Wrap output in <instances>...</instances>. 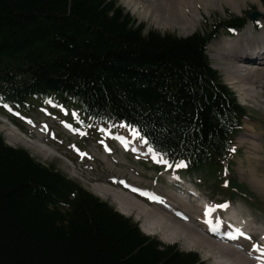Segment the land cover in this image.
<instances>
[{
  "label": "trees",
  "instance_id": "obj_1",
  "mask_svg": "<svg viewBox=\"0 0 264 264\" xmlns=\"http://www.w3.org/2000/svg\"><path fill=\"white\" fill-rule=\"evenodd\" d=\"M246 18L228 15L180 39L145 35L113 0H0V106L27 111L29 99L54 97L98 124L128 129L169 163L217 173L246 111L209 67L205 46ZM0 264L202 263L145 237L0 136Z\"/></svg>",
  "mask_w": 264,
  "mask_h": 264
},
{
  "label": "rangeland",
  "instance_id": "obj_2",
  "mask_svg": "<svg viewBox=\"0 0 264 264\" xmlns=\"http://www.w3.org/2000/svg\"><path fill=\"white\" fill-rule=\"evenodd\" d=\"M114 1L126 14L144 26V34L155 32L161 36L170 35L180 39L188 38L196 33L208 32L214 23L225 21L228 15L242 16L247 12H256L258 15L264 13L259 0L239 1V4H234L233 7L231 3L224 4L215 0L213 6L206 9L196 6L193 14L194 21L186 20V26H183V30H178L176 26L168 23L167 25L162 24L160 16H156L153 9H144V0H141V4H139L140 0ZM190 15L184 14L188 19H190ZM261 19L259 17L262 23ZM262 27L260 26V31L263 30L261 37H264V27ZM221 34L223 35L224 32H221L219 36ZM216 40L210 43L209 48L206 49L210 64L217 68L220 67L221 63H224V69L221 66L220 69L222 70L217 69V71L222 81L237 95L239 104L247 111V117L243 120L242 132L235 140L232 166L223 173V179L225 182L235 181L237 185L246 189L250 197L245 199L236 194L233 199H229L225 188L214 189L213 180L203 176V174H192L188 176V179L196 182L199 191L208 199L210 204L229 201L231 206L236 208L235 213L241 216H249L251 223L258 224L257 226L262 225L260 227L264 228V193L262 191V188L264 189V63L260 66L247 68L246 65L238 63L239 66L233 65L230 57L217 60L212 51V49L216 50V47H219V40L217 42ZM251 47L255 49L253 50ZM224 48L223 45L219 49L224 50ZM235 51L233 55L236 57ZM248 51L246 55H253L252 53H254L264 58V50L257 49V46H250ZM210 53L212 55H209ZM218 55L221 56L219 52ZM248 73L254 77L252 84L247 80L246 75ZM234 80L235 82H231ZM40 109L41 107L38 106L31 110L28 115L24 114L26 118L23 122L22 120L15 121L0 112V134L7 145L26 150L32 158L46 166L54 165L57 171L77 182L91 195L116 211L125 213V217L140 225L142 230L149 234L147 236L162 244L177 245L180 252L197 253L204 264H236L225 261L218 250L208 242L199 244L189 241L188 236L180 230L179 226H172L178 221L175 222L158 213L154 210L156 207L148 206L142 202L144 199L141 198L142 201H139L128 193L122 192L117 185L120 181H123L125 185L134 186L141 190L148 189L150 194H153V190L158 192L157 187L160 188L161 192L167 191V186L161 182V176L158 174L160 171L163 172V168L161 165L157 166L151 155L149 159L144 160L133 159L117 151H114L111 156H107L102 152L101 145L103 143L100 134L96 135L97 141L91 140L93 135L84 138L78 134L66 135L60 129L59 120L46 117ZM9 124L16 125L19 132L13 130L11 132L8 127ZM33 126H37L41 130H34L32 129ZM47 129H51L55 133V137L52 136L53 132L43 136L42 132ZM91 132L85 130L86 135L91 134ZM105 144L112 148L110 142ZM80 152H84L85 157H81ZM114 182L117 183L114 184ZM189 214L195 213L190 212ZM152 216L161 221H167L169 228L164 229L162 225L151 222L150 219L148 221L147 218ZM155 230H158L161 235L153 236ZM201 233L205 235V233ZM246 257L248 258V256ZM220 258L221 260H219ZM250 263L254 264L252 260Z\"/></svg>",
  "mask_w": 264,
  "mask_h": 264
},
{
  "label": "bare ground",
  "instance_id": "obj_3",
  "mask_svg": "<svg viewBox=\"0 0 264 264\" xmlns=\"http://www.w3.org/2000/svg\"><path fill=\"white\" fill-rule=\"evenodd\" d=\"M144 1L145 2H143V8L153 9L155 15L160 16V22L162 24L167 25L168 23L172 26H176L178 30H183V26H186V20L194 21L193 14H194V8L196 6L198 7L200 6L202 7V9L203 8L206 9L209 6H213L215 0H144ZM217 1H219L220 3H224V4L231 3V6L233 7L235 6L234 4L238 5L239 1L244 2L246 0H217ZM249 1H252V0H249ZM139 4H141V0L139 1ZM183 13L186 16L191 14L189 16L190 19L185 17ZM259 17L263 19L264 13L262 14L260 13ZM248 24L250 26L252 25L250 23ZM262 32L263 30L260 31L259 34L253 35L249 30H244L242 33H240L237 36L236 39H233L231 41L224 40L220 42L218 44L219 47H216L217 48L216 50L212 49L213 53H215L214 57L217 60H223V58L225 57L227 58L230 57L233 61L232 62L233 65L242 64V65H246L247 68H253L254 66H260V64L264 63V58L262 56H259V54H254V53H252L253 55H246V53L249 52L248 50L250 46H254V47L257 46V49L264 50V37H261ZM223 45L225 46L224 50L219 49L220 46H223ZM251 48L253 50L255 49L253 47ZM234 51H235V55L237 58L233 55ZM218 52L221 54V56L218 55ZM209 55H212V54L210 53ZM221 66L224 69V63H221L220 67ZM220 67L214 68V66H212V68L215 70L217 69L222 70L220 69ZM246 76H247V80L252 84L254 77L251 76L250 73H248ZM226 78L229 79L228 77ZM231 82H235V80ZM231 82L230 84L232 86ZM116 183L114 182V184ZM257 186L259 187V185ZM157 191L158 192L155 191L154 195L151 196V198H154V202L151 203V206L154 208L156 207L154 210H156L158 213L165 215L167 218H170L175 222L178 221L175 223V225H172V223L171 225L179 226L180 230L188 236L189 241H193L199 244H203L205 242L210 243L224 257L225 261H228V262H235L236 264H251L250 261L252 260L254 264H264V254H262L261 251L257 250V248L254 247L255 245V246H258L259 249H264V245H263L264 228L260 227L262 225L257 226L258 224L255 225L254 223H252L254 224L253 226L251 225L246 226L245 224L246 227L244 226L245 227L244 233L245 235L248 236L249 242H246L244 238H241L240 236H238V234L233 233L234 236L231 242H228L230 244H226L223 238H215L207 234V231L205 230L203 226V223H205V220L202 219V214L206 215V213L208 212V209L201 210L198 206L191 205L190 201L188 200L187 195H183L181 198L176 197L173 193L161 192L160 188L158 187H157ZM262 191L264 193L263 188H262ZM123 193H125V191ZM136 196H137L136 198L140 201H142L141 198L144 200L147 199V196L142 191L139 192ZM127 197H130V196H127ZM131 197L135 198L132 195ZM144 200L142 202H144ZM190 212L191 213L194 212L195 214L191 215L189 214ZM122 214L125 215V213H122ZM212 214H213V211H211V215ZM230 216L234 217V215L232 216L231 214ZM147 219L148 221L150 219L151 222H156L162 225L164 229L169 228L168 223L165 220L161 221L157 217H154V216L148 217ZM233 219L235 220V222H238L237 220L238 218H233ZM210 220H212V222L216 224L214 217L210 218ZM188 224L191 228L188 226ZM143 232L149 235L145 231ZM201 232L205 233L206 236L202 234ZM154 235H161V233L158 230H155L153 232V236ZM239 253H241L242 255ZM248 253L250 255H247ZM246 256H248V258ZM219 260H221V258Z\"/></svg>",
  "mask_w": 264,
  "mask_h": 264
},
{
  "label": "snow or ice",
  "instance_id": "obj_4",
  "mask_svg": "<svg viewBox=\"0 0 264 264\" xmlns=\"http://www.w3.org/2000/svg\"><path fill=\"white\" fill-rule=\"evenodd\" d=\"M233 151H235V149H233ZM217 207H221V208H223V207H227V205H219V206H217ZM212 210H214V209H212V208L209 207L208 212H207L206 214H210V212H211ZM242 235H243V233H242ZM254 247L257 248V250L261 251L262 254H264V249H259V247H258V246H255V245H254Z\"/></svg>",
  "mask_w": 264,
  "mask_h": 264
},
{
  "label": "water",
  "instance_id": "obj_5",
  "mask_svg": "<svg viewBox=\"0 0 264 264\" xmlns=\"http://www.w3.org/2000/svg\"><path fill=\"white\" fill-rule=\"evenodd\" d=\"M256 16H257V14H254V15H252L251 17H252V18H255Z\"/></svg>",
  "mask_w": 264,
  "mask_h": 264
}]
</instances>
